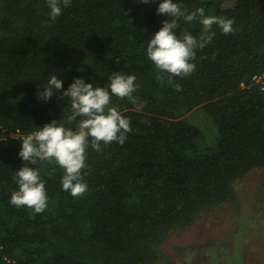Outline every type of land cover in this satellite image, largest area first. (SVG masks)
Listing matches in <instances>:
<instances>
[{"label":"trees","instance_id":"16d2710c","mask_svg":"<svg viewBox=\"0 0 264 264\" xmlns=\"http://www.w3.org/2000/svg\"><path fill=\"white\" fill-rule=\"evenodd\" d=\"M160 0H70L52 21L47 0H0V126L22 134L0 140V264H155L162 244L184 230L197 213L238 202L237 180L264 168V0H174L188 11L233 19V32L216 35L196 50L195 71L186 77L159 73L147 44L170 17ZM199 38V18L179 21ZM135 75L129 98L112 97L132 131L121 145L87 149L83 180L88 191L62 190L64 170L19 157L22 139L53 120H67L70 103L56 91L45 101L37 90L55 74L67 89L76 77L107 86L114 73ZM163 75V82L157 75ZM173 84L180 85L177 90ZM202 107L216 127L215 140L199 146L201 130L185 119ZM39 169L47 208L10 203L22 165Z\"/></svg>","mask_w":264,"mask_h":264},{"label":"clouds","instance_id":"9594fccd","mask_svg":"<svg viewBox=\"0 0 264 264\" xmlns=\"http://www.w3.org/2000/svg\"><path fill=\"white\" fill-rule=\"evenodd\" d=\"M142 2L147 3L148 0ZM69 3L70 0H47L51 20L55 21L61 14V4L67 7ZM156 11L170 19L162 21V27L152 34L146 53L159 73L169 74L170 84L173 76L183 78L195 71L193 61L196 59V50L212 42L216 35L212 30L213 25L218 26L223 34L233 32V19L205 15L203 7L188 11L174 0H160ZM198 18L202 25L199 38L184 29L177 34L179 21L191 23ZM163 79V75H157V80L163 82ZM135 81V75L117 72L108 77L106 87H93L92 83H86L82 77H76L64 89L63 81L55 74L50 75L46 86L38 88L37 96L47 101L56 91H61V95L67 97L70 103L67 120L76 122V127H65L55 120L37 127L36 131L22 139L19 157L31 165L40 161L59 165L64 170L61 177L62 190L73 197L83 196L88 191L83 180V170L87 167L89 146L99 152L101 144L122 145L127 139V133L132 131L129 118L123 116L115 106H110L112 97L129 98L136 105V111L143 108V104L137 103L133 97L138 87ZM173 86L180 90V85ZM13 179L18 185V190L12 192L10 197L13 206L31 208L34 213H41L47 208L45 182L40 178L39 169L23 163L15 171Z\"/></svg>","mask_w":264,"mask_h":264},{"label":"rangeland","instance_id":"374dc122","mask_svg":"<svg viewBox=\"0 0 264 264\" xmlns=\"http://www.w3.org/2000/svg\"><path fill=\"white\" fill-rule=\"evenodd\" d=\"M201 130L199 146L217 135L211 116L197 107L185 115ZM238 202L226 201L197 213L184 230L172 231L155 264H264V168L235 183Z\"/></svg>","mask_w":264,"mask_h":264},{"label":"built area","instance_id":"2783aa9c","mask_svg":"<svg viewBox=\"0 0 264 264\" xmlns=\"http://www.w3.org/2000/svg\"><path fill=\"white\" fill-rule=\"evenodd\" d=\"M253 80L255 81V83H261L262 85H264V74L254 76ZM20 135L12 131H8L5 127L0 126V140H6L12 137H19Z\"/></svg>","mask_w":264,"mask_h":264}]
</instances>
